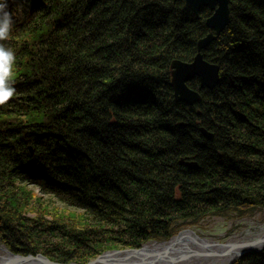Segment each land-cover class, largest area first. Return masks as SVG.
Masks as SVG:
<instances>
[{"label":"trees","instance_id":"trees-1","mask_svg":"<svg viewBox=\"0 0 264 264\" xmlns=\"http://www.w3.org/2000/svg\"><path fill=\"white\" fill-rule=\"evenodd\" d=\"M7 3L14 28L2 43L16 53V92L0 104V246L87 264L264 208V0H228V25L201 50L219 82L208 90L190 80L200 98L191 106L174 98L171 64L193 60L209 9ZM234 264H264V248Z\"/></svg>","mask_w":264,"mask_h":264},{"label":"water","instance_id":"water-1","mask_svg":"<svg viewBox=\"0 0 264 264\" xmlns=\"http://www.w3.org/2000/svg\"><path fill=\"white\" fill-rule=\"evenodd\" d=\"M184 1H185V5L196 15L198 14L201 8H207L212 12L211 16L208 17L205 21V25L210 30V33L206 37H204L203 39L197 42V54L195 55L193 60L190 63L175 60L171 64V70H172L171 85L173 89L174 98L177 102H183L191 106L197 103L200 98L198 92L191 90L187 86V83L190 80L197 78L199 81L200 88H205L208 90L214 89L219 82V67L217 65L206 62L203 59L201 50L206 48L216 38V35L221 33L223 29L228 25L229 9H228V0H184ZM199 131L205 139L209 141L213 139V135L208 133L203 128H200ZM179 165L187 168L197 167V164L195 162H188V161H184L183 159H180ZM183 234L191 235L193 239L197 240L200 243L204 241L193 232L186 231L181 233L175 238L176 242L179 241L180 238H182ZM141 248L127 249L123 251L112 250L104 253L102 256L108 254L111 255L114 253H120L124 251H131L133 253H137L138 251H141ZM205 248L209 252L212 253L214 252L213 250L207 248V246H205ZM263 248H264V234L255 241L241 245L239 250V256H242L247 253H256L262 250ZM6 252L9 253L8 251ZM15 256L23 259V262L21 264L26 263L28 261H38L43 264H66V263L53 262L40 254H37L35 256L29 255L25 257L18 255ZM101 257H98L94 261H91L87 264H95L98 262L99 258ZM70 264H74V263H70Z\"/></svg>","mask_w":264,"mask_h":264},{"label":"bare ground","instance_id":"bare-ground-1","mask_svg":"<svg viewBox=\"0 0 264 264\" xmlns=\"http://www.w3.org/2000/svg\"><path fill=\"white\" fill-rule=\"evenodd\" d=\"M260 229L259 234L251 238L254 239L252 241H255L264 234V225ZM175 238L164 243H148L137 253L124 251L104 255L95 264H233L240 258V246L252 242L245 241L240 243L229 241L227 244L221 245L217 242H207L204 240L200 243L189 234H183L182 238L177 242ZM186 244H189V246H187L186 250H182V247ZM205 246L214 252L206 253ZM0 252H2L0 254V264H21L23 262L22 258L11 255L2 248H0ZM191 256H202L203 261H195L196 259ZM180 257L183 258L180 259ZM23 264L43 263L28 261Z\"/></svg>","mask_w":264,"mask_h":264},{"label":"rangeland","instance_id":"rangeland-1","mask_svg":"<svg viewBox=\"0 0 264 264\" xmlns=\"http://www.w3.org/2000/svg\"><path fill=\"white\" fill-rule=\"evenodd\" d=\"M32 188L36 192L43 195L46 200L47 199L52 200L53 203H56L58 206H61L58 201L51 199L47 195H44L41 192V188L39 186H33ZM262 225H264V208L257 207V208H252V209H246L244 211L233 212V213L228 214L226 216L216 215V216H211L209 218H205L201 222H199L198 224H195L192 226H187V227H181L178 230V232H176L174 235H172L167 240H149L148 242L143 244L141 247H143L144 245H146L148 243L168 242V241L174 239L175 237H177L178 235H180L181 233L186 232V231L193 232L199 238H201L202 240H205L207 242H217L221 245H225L229 241H236V242L242 243L245 241L254 240L251 238H254L259 234V231L261 230L260 227ZM187 246H189V244L184 245L182 247V250H186ZM0 248L7 251L2 246H0ZM123 250H127V249H121V250H117V251H123ZM205 252L210 253L207 249H205ZM0 254H2V252H0ZM103 254H101L98 257H101ZM242 256H240V258ZM183 257H180V259ZM191 257H194V259H196L195 261H198V262L203 261L202 256L201 257L200 256H196V257L191 256ZM97 258H95V259H97ZM95 259H93L91 261H94ZM199 264H202V263H199Z\"/></svg>","mask_w":264,"mask_h":264},{"label":"clouds","instance_id":"clouds-1","mask_svg":"<svg viewBox=\"0 0 264 264\" xmlns=\"http://www.w3.org/2000/svg\"><path fill=\"white\" fill-rule=\"evenodd\" d=\"M14 28L12 13L7 0H0V104L7 102L16 92L11 80L16 65V53L3 41L9 39Z\"/></svg>","mask_w":264,"mask_h":264}]
</instances>
